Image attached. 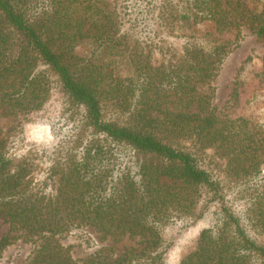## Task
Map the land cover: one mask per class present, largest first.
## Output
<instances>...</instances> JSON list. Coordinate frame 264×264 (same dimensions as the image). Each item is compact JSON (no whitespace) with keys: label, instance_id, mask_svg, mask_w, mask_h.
Here are the masks:
<instances>
[{"label":"trees","instance_id":"trees-1","mask_svg":"<svg viewBox=\"0 0 264 264\" xmlns=\"http://www.w3.org/2000/svg\"><path fill=\"white\" fill-rule=\"evenodd\" d=\"M119 6L0 0V111L24 118L57 84L72 124L52 195L33 185L31 159L14 163L0 130V217L36 244L27 264H167L169 224L217 203L215 221L180 264H264V118L220 119L213 93L200 91L217 75L226 44L206 48L193 38L174 60L164 38L178 17L173 3L147 1L128 18ZM204 16L264 38V6L193 0L184 17ZM84 43L94 52L80 53ZM102 49L124 59L128 73L115 72ZM156 50L166 64L153 63ZM83 225L102 237H138L140 247L115 256L102 249L79 262L60 238ZM20 235L1 237L0 253Z\"/></svg>","mask_w":264,"mask_h":264},{"label":"rangeland","instance_id":"rangeland-1","mask_svg":"<svg viewBox=\"0 0 264 264\" xmlns=\"http://www.w3.org/2000/svg\"><path fill=\"white\" fill-rule=\"evenodd\" d=\"M110 8L118 3L120 12L126 17L139 16L147 1L154 0H106ZM158 3L171 2L177 9L178 17L166 25L164 38L167 45L174 48V60L185 47L196 39L206 48L216 44H226L227 53L217 71L215 78L200 86V91L212 92L211 104L220 119L228 117H245L251 121H262L264 118V38H258L247 26L240 29L231 26L220 29L208 18L200 17L197 22L190 17L193 13V0H155ZM247 7L261 9L264 0H242ZM182 16V17H181ZM151 26H154L151 20ZM192 37V38H191ZM83 54H91L94 48L89 43L78 47ZM100 55V51H96ZM165 54L157 50L151 55L154 64H166ZM101 57L114 66L115 72L126 74L128 65L115 53L101 51ZM66 96L60 87L55 85L49 99L39 108L26 114L24 118L13 119L0 111V130L5 139L9 153L15 157L14 163L28 157L33 164L30 174L33 185L41 192L55 194L60 172L57 163L68 150L66 138L71 133L72 124L63 117ZM70 116V113H67ZM65 142V143H64ZM212 152V151H211ZM224 162V160H222ZM224 166V165H223ZM264 181V165L259 175ZM220 205L212 203L200 218H175L165 229V236L171 244L165 254L167 264H180L182 259L192 252L202 229L215 221ZM21 231H11L9 223L0 217V238L5 235H20ZM87 235V236H86ZM92 235V237H90ZM85 238H88L86 242ZM61 243L68 247L73 258L81 262L89 255L106 249L118 255L128 248L140 247L138 237H102L95 228L83 225L73 229L69 236L61 237ZM36 244L20 235L0 253V264H27Z\"/></svg>","mask_w":264,"mask_h":264}]
</instances>
